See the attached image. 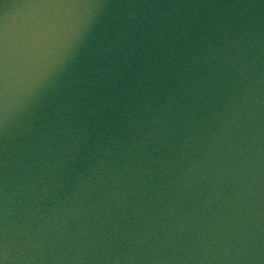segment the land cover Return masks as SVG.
<instances>
[{"label": "water", "instance_id": "95a60500", "mask_svg": "<svg viewBox=\"0 0 264 264\" xmlns=\"http://www.w3.org/2000/svg\"><path fill=\"white\" fill-rule=\"evenodd\" d=\"M264 261V0H0V264Z\"/></svg>", "mask_w": 264, "mask_h": 264}]
</instances>
